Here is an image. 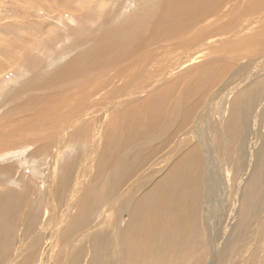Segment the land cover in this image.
Returning a JSON list of instances; mask_svg holds the SVG:
<instances>
[{
	"label": "bare ground",
	"instance_id": "obj_1",
	"mask_svg": "<svg viewBox=\"0 0 264 264\" xmlns=\"http://www.w3.org/2000/svg\"><path fill=\"white\" fill-rule=\"evenodd\" d=\"M228 10L235 12L221 17ZM106 32L89 36L91 45L24 87L32 94L0 114V154L19 144L39 158L32 169L39 174L46 166L41 201L51 211L34 235L40 216L38 209L26 212L25 201L36 203L38 188L20 198L25 187L15 186L9 206L0 194L1 227L22 213L34 235L33 251L10 257L0 250V264H65L79 235L92 242L90 264L145 261L154 239L172 257L188 246L199 264L220 243L215 229L210 242L207 213L223 162L244 183V211L264 204V0H139L119 28ZM109 34L114 43L99 49L95 41ZM64 147L73 156L59 166ZM3 170L18 173L10 165ZM9 182L0 173V184ZM243 225L239 237L232 228L222 238L221 264L231 263L255 229L264 234V212ZM68 264H82L80 254Z\"/></svg>",
	"mask_w": 264,
	"mask_h": 264
},
{
	"label": "rangeland",
	"instance_id": "obj_2",
	"mask_svg": "<svg viewBox=\"0 0 264 264\" xmlns=\"http://www.w3.org/2000/svg\"><path fill=\"white\" fill-rule=\"evenodd\" d=\"M124 1L0 0V114L6 112L11 104L13 105V103L15 104L21 102L29 94H32V92H28L24 87L30 85V83L33 84L38 82V80L42 79L45 74L48 72L51 73L54 69L53 67L64 64V62H67L72 56L74 57V54L78 55L81 53V51H84L83 48L85 46L91 45L93 40L89 39V36L92 37L93 34L96 36H101V34L105 31V33L102 34L103 36L107 33L106 31H110V29L112 30L119 28L120 25L128 18L131 10H133L139 2V0ZM234 12V10L224 11L222 12L221 17L227 15L228 13ZM109 35H107L101 41H95L98 42L99 49L105 50L109 43H114V40L112 39L113 37L111 35V37H109ZM255 59L260 60L258 57ZM84 62L85 61H82L78 64L79 68L81 67L80 69L84 70L86 67V63ZM232 74L233 73L230 72L229 76ZM18 90H21L20 95L16 94V91ZM29 146L30 143L26 145V148ZM65 150L66 149L64 147L63 151L60 152V155L62 156L58 161L59 166L65 165V161L71 159L73 156L72 152L67 153L68 151H66V154ZM28 151L29 150L27 149L21 151L19 144L18 146H14L10 153L3 149V153L1 154L6 155H3V157L0 154L3 158L2 159L0 157V173L5 174L10 179V182L0 184L5 185L2 191H0V194L1 196H7L9 193H13L14 191L17 192V188L15 186H23V188L25 187L24 190L17 192V196L19 195L21 198V196L29 195L32 186H36L38 188V201L36 200V203L34 204L33 199L32 201L29 200L28 202L25 201L27 204L26 207L29 206L26 212L30 210L29 213L31 214L38 209L41 222L38 224L34 234L37 235L43 232L41 224L44 225L46 220H51L48 217V214L51 211L45 205H43V202L41 201L46 192L45 182H47V180L44 176H42V173L46 172V166L44 165L45 167L41 168L42 171L40 170L39 174L33 172L34 170L32 169V164L34 159L35 161H38L39 158H36L37 156L31 157ZM9 165L13 167V170L18 172L15 177L3 170L4 167ZM228 168L233 169L228 162H223V165L219 168V170L214 173L220 178L219 188L209 194V198L211 199V209L210 212L207 213V221L210 242L214 246L213 229H215V238L216 240L220 241V243L217 248L214 247L213 252L211 251L210 245L209 255L207 258L205 257L206 262L204 258L199 264H221L223 247L232 228L234 236L239 237L240 232H242V226H244L243 219L246 218L247 221L251 222L257 219V217L262 215L264 212V204L259 207L249 208L247 211H244L243 207L241 206L244 183L238 182L233 177L232 171L227 172ZM57 172L59 177V168L54 171L56 174ZM56 180H58V178ZM203 187L206 188L205 186ZM237 191L240 193V195L235 194ZM262 192L263 191L257 190V196H260ZM7 197L9 200L6 198L5 203L7 206H9L14 201V198L12 199L11 195ZM60 205L62 206L63 204ZM196 207L197 206L195 205L194 211L196 210ZM9 208L11 207L5 208L6 213H10ZM58 210L60 211V209ZM47 211L49 213H47ZM76 211L74 210V213ZM121 214L122 213L118 214L116 217L121 216ZM247 214H249V217H247ZM22 215V213H19L17 218H15V222L9 221L8 217L7 220L4 218L3 223L5 225H3V227L0 225V231H3L0 234V237L2 236L6 242L2 247L0 246V250L3 251L5 255L10 257L25 256L27 255L25 252L33 251V249H31V238H33L34 235L30 233V231L26 230L28 216L24 218L25 215ZM124 215L125 218L128 219L129 211H125ZM123 221L124 216L118 219V225L115 226L117 228L122 227L121 224ZM96 222L97 221L95 220V223L90 225V227L87 229L95 226ZM19 224L21 227L18 226ZM67 224L68 223H66L65 226H67ZM220 224H222L221 227ZM260 224L261 222L259 221V225ZM109 226L111 227L113 225L110 224ZM109 226L105 225L104 229H107ZM224 226L228 228H224ZM19 228H21V233ZM85 228L86 227H84V230ZM80 230H78L79 232H77V236L81 234V232L83 233V231ZM95 230H97V228L93 231ZM261 231L263 230L261 229ZM114 232L116 231L114 230ZM114 232L113 234L116 236L117 233ZM21 235L22 237L26 238H22ZM224 235H226V241L222 244V238H225ZM17 236H19V238L21 237V240L18 239ZM16 238L18 239V242L20 241V244L17 242ZM78 238L79 239L73 243L72 248L67 253L65 257V264H68V261H71L77 253L80 254V260L82 261V264H90L92 258V242L89 241V236L81 237L79 235ZM112 240L115 241V238ZM154 242L155 245L151 247L152 252L149 258L145 259L144 261L139 257H131L132 259L130 258L131 260H129L128 263L131 264L132 260H134L132 264H137L138 261L139 264H192L193 260L197 259L191 256L193 252H188L186 249L188 246H186V248L183 246V248H185L183 254H178L172 257L167 255L166 247H164L165 245L162 241L154 239ZM25 243L27 248L26 246H23ZM158 245L160 248L157 247ZM16 249L21 253H17ZM155 250L156 255L153 254ZM263 255L264 234H261L255 229L253 240L249 242L247 241V244L236 248L234 255L230 258V264H264ZM160 258L161 260H159ZM17 259L21 260L22 257ZM115 264H122L121 260L120 262L118 260V263L116 262Z\"/></svg>",
	"mask_w": 264,
	"mask_h": 264
}]
</instances>
